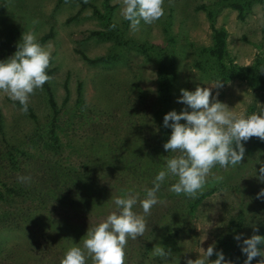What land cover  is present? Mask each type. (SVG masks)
<instances>
[{
	"label": "rangeland",
	"instance_id": "obj_1",
	"mask_svg": "<svg viewBox=\"0 0 264 264\" xmlns=\"http://www.w3.org/2000/svg\"><path fill=\"white\" fill-rule=\"evenodd\" d=\"M103 0H83L87 4L81 9L77 0H0V61L11 57L17 50V45L21 42L22 35L26 31H34L37 40L44 35L51 34L50 38L41 43L43 47L51 52V80L46 84L53 96V100L58 108L61 107L63 99L68 109H73L76 99V88L78 84L81 88V99L85 108L93 115H100L102 119H111L117 116L116 123L124 124L122 117L130 115V109H124L127 93L130 88L136 91V95L144 105V109L139 111L143 114V120H139V115L133 116L134 125L124 130H112L109 135H102V142H110L117 139L122 141L129 149L136 141L137 132L132 128L151 122L154 114L157 113V82H156V62L147 57L142 52L132 47L123 49L115 45L112 41L101 40L91 37L89 33L94 30H105L100 21L93 15L91 6L95 7L99 13H103ZM218 0H164L165 15L152 25H145L141 22L139 31L133 32L128 21L124 30V35L139 44H150L164 46L168 39L173 41L174 59V78L172 83V96L177 102L181 95L180 90L186 89L194 91L197 86L207 87L214 82L211 73L199 71L193 67V62L197 60L196 49L211 47L212 32L210 23L207 20L206 12L200 6L210 5L214 10L213 27L223 29L226 32V61H231L238 66L248 65L254 55L259 53L263 59L264 66V34L262 25L264 21V0L262 3L253 4L242 20L237 19L236 12L224 5H215ZM109 21L121 28L124 21L120 15L121 0H109ZM80 10V11H79ZM70 19V20H69ZM35 22V23H34ZM81 51L88 58H96L107 54H119L121 57L117 61L99 63L95 65L85 62L76 51ZM218 93V95H217ZM215 99L233 108L238 115L248 116L253 114L248 112L254 105L255 108L264 106V95L256 90H252L248 85L237 79H233L223 87L212 89ZM7 94L0 92V155L4 152L5 145H16L22 143L33 132L35 123L30 119L26 112L21 111V107L15 105ZM178 103V102H177ZM28 106L32 110L38 123L44 122L49 107L47 104L44 90H36L30 96ZM186 106L178 103V110ZM132 113L135 110L132 109ZM129 117V116H128ZM158 124V122H157ZM125 125V124H124ZM132 127V128H131ZM147 132L152 129L147 126ZM112 133L114 134L113 137ZM140 139L139 145L149 142L145 137ZM102 142H97L100 149L105 150ZM136 144H138L136 142ZM81 145V146H80ZM83 144L74 143L75 151L82 150ZM246 145V146H245ZM245 156L240 165L229 166L222 171L211 170L207 178L205 187L217 185L218 182L236 183V191L220 187L210 196L203 199L196 207L192 217H177L174 206L170 211V200H168L169 190H164L157 196L165 201L158 204L151 210L152 219L147 221V230L142 237L136 240H128L126 252V264H138L140 260L139 252L145 250L148 257L143 258L141 264H165V261L153 255V249L159 245L170 251L171 255L167 258L166 264H185L186 259L195 260L202 255V248L207 249L209 245L215 246V251H222L225 260L228 259L229 252L222 250V240L231 236L236 227L233 220L240 212L248 200L257 197V194L264 189L262 184L256 183L255 179L243 178L248 175L258 161V165L264 163V148H257L250 141L245 143ZM85 145V151L87 148ZM73 151V150H72ZM73 153V152H72ZM87 153V152H86ZM31 154L37 156L34 150ZM69 162L75 161L74 154L71 155ZM153 157L155 163L151 165L152 173H157L164 169L166 164L161 153H155ZM36 165L35 161L31 162ZM155 175V174H153ZM104 185L105 191L109 189L110 203L108 207L97 213H79L77 222L81 226L98 225L109 214L118 211L114 204V198L124 196L128 192L140 193L145 190L144 186L133 183L112 181ZM245 186V190L243 189ZM81 186L80 182L74 181L72 188ZM171 196V195H169ZM140 197V196H139ZM141 198V197H140ZM170 199V198H169ZM240 202H243L242 204ZM34 206L35 202H30ZM110 205V206H109ZM6 205L0 204L1 211L5 210ZM157 207V208H156ZM158 211H155V210ZM134 210L138 214H143L139 203ZM154 210V211H153ZM63 209L58 205L54 213L49 214V220L35 216L31 218V225L47 222L52 229L46 233L43 231L35 232L28 228L24 223L20 227L5 226L0 221V264H28L38 254L36 241L38 238L48 240V236L55 233L54 229H59V220L71 218L75 213L69 211L64 215ZM70 216V217H69ZM157 218V221H154ZM36 221V222H35ZM151 225L157 226L155 229ZM36 225V224H35ZM159 225V226H158ZM261 229L257 233L253 228ZM34 228V227H32ZM264 218L260 222L252 220L242 232L241 245L243 239L250 238L253 234L264 236ZM36 230V226H35ZM163 230L176 235L178 238L173 243L164 241L161 236ZM178 230V231H176ZM252 230V231H250ZM153 232V233H152ZM56 237H64L58 232ZM74 236V235H70ZM75 242L72 238L70 244ZM264 251V245L259 246ZM217 257L213 255L210 260ZM262 257H256L251 264H258ZM142 260V259H141ZM236 260V256H235ZM87 264H92L88 259Z\"/></svg>",
	"mask_w": 264,
	"mask_h": 264
},
{
	"label": "trees",
	"instance_id": "obj_2",
	"mask_svg": "<svg viewBox=\"0 0 264 264\" xmlns=\"http://www.w3.org/2000/svg\"><path fill=\"white\" fill-rule=\"evenodd\" d=\"M108 1H102L103 13H99L95 7L91 6L93 15L105 26V30H94L89 35L101 40L112 41L123 49L132 47L155 60L157 65V113L154 114L151 122L146 120L148 124L146 122L139 126L135 124L134 128L131 127L137 132L136 141L133 142L132 148L128 149L126 145H123L124 142L122 144V141H117V139L110 143L106 140L104 144L102 138H100L102 135H109L112 130H124L134 125L133 116L139 115L140 122H145L143 120L145 113H139L144 109L141 107L144 104L139 101L136 95L137 92L130 88L127 93L123 108L130 109L131 114L122 117L124 125L116 123L119 121L117 116L108 120L102 119L100 115L91 114L83 104L79 84L76 88L73 109L66 108L65 99L62 101L61 107L58 108L48 85L44 84L43 90L49 107L44 122L38 123L28 106L26 114L35 123L33 132L20 144H6L4 152L0 155V204L6 205L5 210L1 211L0 221L2 225L14 227H20L26 223L32 231L46 233L52 229L48 221L42 223V225H38V223L31 225V218L35 216L36 221L39 218L49 220L48 215L54 213L58 205L63 209L64 215L67 216L69 211H72L75 215L69 219L59 220V229H54L55 233L51 234L53 236H48L46 242L43 239H37L36 244L40 249L36 257L28 264H60L61 259L71 247L83 246V240L86 238L88 229L97 225L83 224L81 226L80 223H76L79 219L76 215L79 213H97L108 207V203H110L109 189L105 191L104 185L101 187L100 184L107 183L108 185L112 181H116L123 182V184L133 183L144 186L145 190L139 193L140 199H143L146 196V189L152 187V181L157 175V173H152L153 169H150L156 161L153 158L155 153H161L163 157H158L163 159L164 164H166L167 158L176 155L175 153L166 152L163 148V144L167 142L171 135V129L163 126V118L165 114L172 110L180 112L178 103L174 102L172 96L174 78L173 41L168 39L166 45L159 46L139 44V42L127 38L124 35V30L128 24L127 20L121 23V28L117 26L114 29L111 28L112 23L108 17L111 7ZM77 2H79L81 9L87 6L83 0H77ZM262 2L263 0H218L215 5L221 3V5L233 9L236 12L237 19L242 20L253 4ZM200 8L206 12L207 20L210 23L212 43L209 48L195 50L198 59L193 62V67L199 71L211 73L214 81H221L223 85L237 79L245 82L250 89L259 91L264 95V66L260 54L256 53L246 66H238L231 61H226V32L223 29L213 27L215 10L210 5H203ZM261 30L264 34V21ZM50 36L51 34L44 35L37 41L41 44ZM75 51L85 62L91 65L117 61L121 57L119 54H107L101 57L88 58L81 51ZM50 72L51 69H48L47 74L49 75ZM13 103L21 107L19 102ZM132 109L135 110V113H132ZM248 112H264V106L255 108L252 105ZM181 123H184V121H181ZM149 125L153 132L152 136L150 131L147 132V129H145ZM144 131L147 133L145 137L149 142L140 146L139 141L143 138ZM113 135L112 133L111 137ZM98 141L104 144L105 150L100 149V145L97 144ZM250 141L257 148H264V141L259 138L253 137L248 142ZM74 143H84L82 150L75 151ZM86 144L88 146L85 151ZM31 150H34L37 156L31 154ZM72 154H74L75 161L71 164L69 160L72 158ZM32 161L37 164L33 166ZM260 167L261 165H258L257 161V165L252 169L254 171H249L243 181H248L247 179L250 177L251 180L255 179L256 183H263L258 179ZM213 170L220 172L222 168L217 165ZM21 176L31 177V181L22 183L18 179ZM176 179L170 177L165 180L157 195L164 190H168L171 184L176 182ZM74 181L80 182L81 186L72 188L71 184ZM220 187L233 191L238 188L236 183L218 182L217 185L204 187L203 192L197 199H190L184 195L178 196L170 191L165 192L166 195H171H167L170 198H168L170 200L169 212L172 213L171 209L174 206V213L177 217H192L197 205ZM262 187H264V183ZM243 189H246L244 185ZM30 202H35V205L30 206ZM155 214L156 212H153L148 220L150 221ZM263 218L264 198L251 197L244 208L242 204L240 212L236 214L233 220V225L236 227L234 233L222 240V250L229 252L227 260L231 261L232 264H244L247 258L242 253L240 244L234 237L242 234L250 221L260 222ZM154 221H157V218ZM150 226L154 229L157 227L151 224ZM58 232H61L64 237H56L60 235ZM163 232L165 234L162 233L161 238L166 242L173 243L178 238L176 236L178 232L173 235L168 233L167 230H163ZM259 232H261V229ZM72 238L75 239V242L70 244ZM145 254L144 249L139 252L141 258L137 262L138 264L144 261ZM146 256L148 257V254Z\"/></svg>",
	"mask_w": 264,
	"mask_h": 264
},
{
	"label": "clouds",
	"instance_id": "obj_3",
	"mask_svg": "<svg viewBox=\"0 0 264 264\" xmlns=\"http://www.w3.org/2000/svg\"><path fill=\"white\" fill-rule=\"evenodd\" d=\"M121 5L120 15L130 22L133 32L139 31L141 22L152 25L165 15L164 0H121ZM115 27L113 23L111 28ZM51 59L50 50L38 43L34 31L24 32L15 53L0 61V92L19 102L21 111L27 112L30 96L51 80L47 74ZM221 87L223 82L214 81L211 86H197L194 91L180 90L177 102L186 107L179 113L172 110L163 118V126L171 129L163 148L176 155L167 158L165 168L154 177L152 187L146 189L143 199L139 193L132 192L115 197L118 211L88 229L83 246L71 247L60 264H87L89 258L92 264H126L128 240L142 237L147 230L146 217L151 215L152 208L165 203L157 196L165 180L177 178L168 190L178 196L197 199L215 166L227 169L240 165L245 156L244 144L253 137L264 141V112L246 117L238 115L233 108L213 97L212 89ZM18 179L22 183L31 181V177ZM258 179L264 182V164H261ZM256 198H264V189ZM138 203L143 214L134 211ZM253 231L259 229L254 227ZM242 235L234 238L239 242ZM260 245H264V236L253 234L243 239L240 247L247 257L244 264H251L256 257H262L258 264H264V251ZM202 250L201 256L195 260L186 259L185 264H232L225 260L222 251H215L214 245ZM153 255L166 264L171 252L157 245ZM213 255L217 258L210 260Z\"/></svg>",
	"mask_w": 264,
	"mask_h": 264
}]
</instances>
